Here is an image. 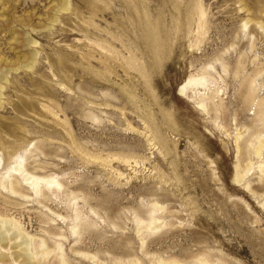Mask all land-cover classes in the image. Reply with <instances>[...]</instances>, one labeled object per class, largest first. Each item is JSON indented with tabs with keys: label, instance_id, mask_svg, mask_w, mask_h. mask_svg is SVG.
Masks as SVG:
<instances>
[{
	"label": "rangeland",
	"instance_id": "obj_1",
	"mask_svg": "<svg viewBox=\"0 0 264 264\" xmlns=\"http://www.w3.org/2000/svg\"><path fill=\"white\" fill-rule=\"evenodd\" d=\"M247 17L264 0H0V179L20 156L62 185L0 186L9 234L49 252L33 264H264V144L233 181L235 133L264 135Z\"/></svg>",
	"mask_w": 264,
	"mask_h": 264
},
{
	"label": "bare ground",
	"instance_id": "obj_2",
	"mask_svg": "<svg viewBox=\"0 0 264 264\" xmlns=\"http://www.w3.org/2000/svg\"><path fill=\"white\" fill-rule=\"evenodd\" d=\"M197 3L198 2H196V4L194 5V8L196 9L198 18L201 19L204 16V14L201 11L200 7L197 5ZM61 9L66 10L67 6L65 5ZM52 21H54V19ZM249 22H253L252 24L255 27H257V29H260L261 31L264 32V24L261 21L259 20L253 21L248 17L244 20L242 27H245L246 24ZM148 37L150 36L148 35ZM146 41H148L147 38ZM33 42L34 41H32V43ZM28 67L29 68L31 67L30 63L28 64ZM5 79L6 78H4V81ZM203 80H204L203 76H199V77L188 76L184 80V82L179 86L178 91L180 93H183L187 87L201 84ZM1 88L2 87H0V89ZM196 105L202 112L206 111L207 105L205 101L199 100L196 102ZM257 121L258 123L264 125V111L257 113ZM234 142H235L234 145L236 146L235 148L237 149V153H239V155L242 156V162L244 163L247 161L248 154L250 151H252L255 156H259L261 154L262 147L264 144V135L261 136L259 130L257 129L256 131L250 133L248 138L242 139L241 134L239 132H236ZM24 161H25L24 157L16 156L13 158L12 164L6 170L7 173L6 179L5 178L0 179V186L2 189L7 190V192L16 195L18 197H27L26 194L24 195L22 193L23 188L20 184V180L24 183L27 190L29 189L30 191H32L34 195H41V193H43L44 188L51 189V188L62 187L61 183L55 177H51V176L44 177L40 175L38 176L25 169ZM125 162L128 161L125 159ZM252 165L253 164L248 161L244 165L237 164L235 166L233 181L238 184L241 181H243L245 175L252 168ZM260 167H263V165H261ZM243 187L246 188L253 196L256 195L249 181L244 182ZM261 204L264 205V202H262ZM5 218L0 217V264H20L21 261L25 262V264H33V259L35 257H37L39 254L43 255L40 252L45 253L44 257L49 253L47 249L38 252L37 248L40 247L43 244V242L40 240V242L35 244L33 236L22 233L23 231H21L20 228L18 227L16 228L15 225L17 224L14 225L12 223L13 225L11 227H15L17 230L9 234L10 232L8 226L9 220H6ZM75 227L76 226H74V228ZM12 239L15 240V242L10 244ZM42 246H44V244ZM41 247L39 248L40 250ZM58 247L59 246H57V248ZM11 248L14 249L16 248V249L14 251H10ZM7 256L10 257V261L8 260ZM20 257L22 259L18 260L20 259ZM59 258H60L59 264H64L63 258H61V256H59ZM197 262L199 264H205V260L202 257L199 258ZM158 264H163V263L158 262ZM169 264H176V263L171 262Z\"/></svg>",
	"mask_w": 264,
	"mask_h": 264
}]
</instances>
